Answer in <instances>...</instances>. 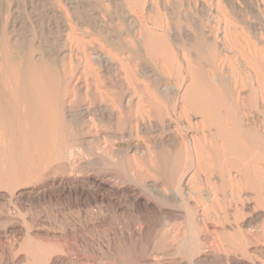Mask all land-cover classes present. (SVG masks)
Returning <instances> with one entry per match:
<instances>
[{
    "label": "rangeland",
    "instance_id": "1",
    "mask_svg": "<svg viewBox=\"0 0 264 264\" xmlns=\"http://www.w3.org/2000/svg\"><path fill=\"white\" fill-rule=\"evenodd\" d=\"M190 1L0 0V93L11 91L4 67L8 55L22 67L31 61L40 67L43 63L44 73L49 72L58 82L52 84L55 89L46 98L44 116L64 131L72 153L71 159L52 161L46 167L49 154L44 153V168L30 177L29 165L41 166L39 155L22 165L7 154L0 135V264H60L74 257L86 264H213L197 261L211 248L221 254V264H232L231 255L238 257L240 264H264V217L256 219L258 210H244L240 204L237 208L229 200L209 201L198 194L199 189L213 195L215 180L201 167L213 163L210 149L217 134L203 126L200 115L188 113L183 101L191 83L183 69L199 62L228 86L229 105L234 100L243 105V123L264 131V89L258 86L264 81L260 76L264 74V50L259 49V45L264 48V37L253 38L254 26L260 21L247 13L253 0ZM236 29L243 33L242 39L225 38ZM156 35L167 38L170 56L176 62L174 72L166 68L162 56L155 59L147 51L148 40ZM203 46L206 51L202 52ZM93 52L102 54L103 61H94ZM169 85L177 87L175 96L157 94L158 88ZM156 102L166 107L163 114L155 109ZM234 157L225 156L221 162L226 164ZM93 176L105 183L98 192L92 187L97 184ZM180 180L190 188L187 195ZM110 185L132 195L131 199L133 194L140 195L133 210H99L100 202L111 201ZM44 189L55 193H46L55 197L54 204H46ZM171 190L180 196H172ZM90 216L93 219L87 221ZM245 222L253 226L248 228ZM138 223L144 225L140 234L134 232Z\"/></svg>",
    "mask_w": 264,
    "mask_h": 264
},
{
    "label": "bare ground",
    "instance_id": "2",
    "mask_svg": "<svg viewBox=\"0 0 264 264\" xmlns=\"http://www.w3.org/2000/svg\"><path fill=\"white\" fill-rule=\"evenodd\" d=\"M190 1V0H189ZM213 1V0H212ZM252 1V0H251ZM259 0L255 1L253 0V5H251L250 10L246 9L249 14H252L253 17L260 22L258 25L254 26L255 31H253V38H256L257 40H261L262 37H264V4L258 3ZM264 1V0H260ZM191 2V1H190ZM200 2V1H199ZM256 2V4H254ZM219 3V2H218ZM217 3V4H218ZM245 3V2H244ZM191 4V3H190ZM239 4H243L242 2ZM249 4V2H248ZM200 5V4H199ZM220 5V4H219ZM246 6V5H245ZM219 7V6H218ZM221 7V6H220ZM216 8V7H215ZM242 8V7H241ZM222 9V8H221ZM219 9V10H221ZM239 10V9H238ZM243 11V10H242ZM240 12V11H239ZM246 12V11H245ZM243 13V12H242ZM220 14V13H219ZM224 14V13H223ZM216 15V14H215ZM212 16V15H211ZM226 17V16H224ZM245 17V16H244ZM218 18V15H217ZM229 19V18H228ZM252 19V18H251ZM243 22V19H240ZM249 21V20H248ZM161 22V21H160ZM255 24V22H254ZM251 27V26H250ZM218 31V30H217ZM220 31V30H219ZM235 31V30H234ZM225 32V31H223ZM169 33V32H168ZM220 33V32H219ZM170 34V33H169ZM168 34V35H169ZM164 35V34H163ZM202 33L200 34L201 37ZM165 36V35H164ZM164 36H152L147 42V51H150V54L155 59H159L160 56H162L163 63L166 66V68L170 69V71H173L176 68V62L174 59L170 56V48L169 45L165 39ZM167 36V35H166ZM171 36V35H170ZM205 36L203 41H205ZM234 36L236 39H242L243 33L236 29L234 33H227L225 38H231ZM198 37V36H197ZM203 37V36H202ZM209 37V36H208ZM218 37V33H217ZM216 37V39H217ZM152 38V39H151ZM224 37L222 36L221 39ZM196 39V38H195ZM199 39V37H198ZM201 39V38H200ZM233 39V37H232ZM208 40V38H207ZM254 40V39H253ZM170 41V40H169ZM198 41V40H197ZM214 41H216L214 39ZM221 41V40H220ZM224 41V40H222ZM232 41V40H231ZM199 42V41H198ZM225 42V41H224ZM263 42V41H262ZM203 43V42H202ZM213 43V42H212ZM219 43V42H218ZM207 44V41H206ZM224 44V43H223ZM254 45L255 42L253 43ZM258 45V43H257ZM263 45V44H262ZM202 46V44H201ZM205 46V45H204ZM200 47V50L206 51L205 47ZM208 46V45H207ZM211 46V45H210ZM216 46V44H215ZM244 46V45H243ZM181 47V45H180ZM190 47H195L194 45H190ZM224 47V46H223ZM259 49L263 46L259 45ZM207 48V47H206ZM252 48V47H251ZM254 48H256L254 46ZM213 49H215L213 47ZM253 49V48H252ZM7 50V49H6ZM4 50V52L6 51ZM183 51V50H182ZM212 51V50H211ZM221 51V50H220ZM257 51V50H256ZM255 51V52H256ZM259 51V50H258ZM262 51V50H260ZM259 51V53H260ZM97 52V51H96ZM214 52V51H213ZM252 52V51H251ZM263 52V51H262ZM94 53V52H93ZM205 53V52H204ZM210 54V51L208 52ZM258 53V55H259ZM94 57V61L98 60L100 61L104 56L102 54H96ZM5 55V54H4ZM8 55V54H7ZM199 55V54H198ZM255 54L253 53V56ZM262 55V54H261ZM94 56V55H93ZM181 57V56H180ZM263 57V55H262ZM5 58V56H4ZM204 58V57H203ZM87 59V58H86ZM210 61L212 60L211 57L209 58ZM215 59V58H214ZM218 59V58H217ZM252 59V58H250ZM5 60V59H4ZM3 60V61H4ZM92 60V59H91ZM208 60V59H207ZM216 60V59H215ZM248 60V59H247ZM263 60V59H262ZM19 61V60H18ZM18 61L10 59V56H7V59L4 62L5 71L8 74V78L11 83V91L8 94H2L0 93V135L3 138V143L5 145L4 148L7 149V154L11 157L15 158L18 162H20L22 165L27 166L30 164V160L34 159L35 155H39V159L41 162V166L37 168H32L30 165L28 167L29 175L30 177H33L37 173L41 171V169L44 168V153L49 154L46 156V162L45 167L47 164L51 163L52 161H58V160H64V159H71L72 153L69 150V138L65 137L64 131L59 130L58 127H56V122H52V118L44 116V103H47V99L51 95V90L54 88L52 85L55 82V79L53 77H50L49 72L44 73L43 63L42 67H40L38 62L31 61L28 63L26 67H22V64H20ZM93 61V60H92ZM97 61V62H98ZM103 61V60H101ZM100 61V62H101ZM209 61V60H208ZM214 61V60H213ZM212 61V62H213ZM258 61V60H257ZM260 61V60H259ZM21 62V61H20ZM204 62V61H203ZM22 63V62H21ZM25 63V61L23 62ZM99 63V62H98ZM217 63V62H216ZM251 63V62H250ZM249 63V64H250ZM261 63V62H258ZM100 64V63H99ZM252 64V63H251ZM250 64V65H251ZM25 65V64H24ZM186 66V65H185ZM214 66V63L213 65ZM253 67H255L253 65ZM2 68V65L0 66ZM260 68V66H259ZM264 68V67H262ZM211 69V68H210ZM213 69V68H212ZM211 69V70H212ZM214 69H216L214 67ZM252 69V68H251ZM257 69V68H256ZM184 76L190 77V85L188 88H186V94L183 96V101L185 105V110L188 111V113H191L193 115H200L203 121V126L208 129H214L218 136H221L223 140L220 142L217 139V135L214 137L213 144L211 146L210 155L212 157L213 163L208 165V163H205L208 166H202L201 171L208 176L209 178H213L215 187L212 188L213 195H208V192H204L203 190H197L198 194L201 193L203 196L206 197L207 200L212 201L211 199L221 200V201H231L234 202L235 207L241 205V207L245 210H258L259 213H257L256 219H260L264 217V211L261 209L264 208V131L254 128L251 126L252 122L249 124L243 123L242 118V111H240L241 105L237 101H233L231 105L227 103L226 95L230 92V89L228 86H224V81L220 78L213 77L212 73L209 74L202 65L199 62L194 63L193 65L190 64L186 66L184 69ZM182 70V71H183ZM261 70V69H259ZM4 71V70H3ZM263 72V70H261ZM174 72V71H173ZM217 72V71H216ZM215 72V73H216ZM221 72V70H220ZM55 73V72H53ZM219 73V72H218ZM253 74V73H252ZM256 74V73H255ZM260 73V76L263 78L264 74ZM215 75V74H214ZM5 76V75H4ZM57 76V75H56ZM248 75H246V78ZM260 77V79H261ZM227 78V77H226ZM251 78V77H250ZM235 79V78H234ZM4 80V78H3ZM1 80V81H3ZM231 80V79H230ZM233 80V79H232ZM237 80V79H236ZM244 80V79H243ZM264 80V78L262 79ZM45 81V83H44ZM254 81V80H253ZM259 81V80H258ZM231 82V81H228ZM245 82V80H244ZM58 82H55V84ZM261 83V84H260ZM259 85H262V90L264 89V81H261ZM225 84V83H224ZM252 84V82H251ZM243 85V84H242ZM255 85V84H253ZM9 86V85H8ZM59 86V85H58ZM166 86V85H165ZM220 86L225 88L223 91H221ZM241 84H238V87H240ZM251 86V85H250ZM1 87V86H0ZM3 87V86H2ZM161 87V86H160ZM256 87V85H255ZM177 88V87H176ZM173 86H167L166 88H158L157 94L160 96L165 95H173L175 96L177 93V89ZM243 88V87H242ZM258 88V87H257ZM260 88V87H259ZM5 89V88H4ZM55 89V88H54ZM119 89V88H118ZM247 89V88H246ZM254 90V87L252 88ZM251 89V90H252ZM58 90V89H57ZM249 90V89H248ZM250 90V91H251ZM258 90V89H257ZM91 91V90H90ZM241 91V90H240ZM6 92V91H5ZM61 92V91H60ZM228 92V93H227ZM235 92V91H234ZM239 92V90H238ZM242 92V91H241ZM261 92V90H260ZM167 93V94H166ZM231 93V92H230ZM252 93V92H250ZM122 94V93H121ZM152 94V93H151ZM155 94V93H154ZM236 94V93H235ZM243 94V93H242ZM259 94V92H258ZM257 94V95H258ZM125 95V94H124ZM244 95V94H243ZM253 95V94H252ZM260 97H263L262 94H260ZM123 96V95H122ZM121 96V97H122ZM126 96V95H125ZM124 96V97H125ZM129 96V95H128ZM245 96V95H244ZM247 96V95H246ZM156 97V96H155ZM243 96H241L242 98ZM255 97V96H253ZM259 97V98H260ZM147 98V97H146ZM157 98V97H156ZM229 98V97H228ZM233 98V96H232ZM238 98V97H237ZM250 98V96H249ZM248 98V99H249ZM252 98V97H251ZM257 98V97H255ZM125 99V101L128 99ZM154 99V97H153ZM158 99V98H157ZM164 99V98H163ZM247 99V100H248ZM122 100V99H121ZM130 100V99H129ZM151 100V99H150ZM162 98L160 99V101ZM170 100V99H169ZM250 100V99H249ZM248 100V101H249ZM256 100V99H255ZM124 101V100H123ZM122 101V103H123ZM158 101V100H157ZM174 101V100H172ZM230 101V100H229ZM240 101V100H239ZM260 101V100H259ZM166 102V101H165ZM258 102V101H257ZM153 103V102H152ZM151 103V104H152ZM168 103V102H167ZM256 103V102H255ZM127 104V103H125ZM129 104V102H128ZM132 104V103H131ZM149 104V101H148ZM161 103H154V107L159 112V114H163L166 107L161 105ZM248 104V103H245ZM124 105V103H123ZM138 105V104H137ZM166 105V104H165ZM253 105V104H252ZM255 105V104H254ZM21 106L24 107V111H22ZM63 106V105H62ZM125 106V105H124ZM243 106V105H242ZM245 106V105H244ZM121 109V107H119ZM150 108V107H149ZM68 109V108H67ZM137 109V108H136ZM153 109V108H152ZM63 110V109H62ZM168 110V109H167ZM171 110V109H170ZM184 110V111H185ZM84 111V110H83ZM152 111V110H151ZM154 111V109H153ZM169 111V110H168ZM184 111L180 112L181 114H184ZM155 112V111H154ZM167 112V111H166ZM261 112V111H260ZM51 113V111H50ZM66 113V112H65ZM179 113V114H180ZM146 114V113H145ZM173 114L174 113L173 111ZM172 114V115H173ZM253 114V113H251ZM167 115V114H166ZM171 115V116H172ZM186 115V114H185ZM67 116V115H66ZM176 117V115H174ZM53 117V115H52ZM165 117V116H164ZM168 117V116H167ZM173 117V116H172ZM174 117V118H175ZM142 118V117H141ZM197 118V117H196ZM257 118V117H256ZM54 119V118H53ZM258 119V118H257ZM261 119V118H260ZM169 120H171L169 118ZM251 120V119H250ZM255 119H252V121ZM187 121V120H186ZM169 122V121H168ZM171 122V121H170ZM173 122V120H172ZM60 123V122H59ZM58 123V124H59ZM248 123V122H247ZM199 124V123H198ZM255 125V124H254ZM61 126V125H59ZM202 126V125H201ZM263 126V125H262ZM264 129V128H263ZM202 130V129H201ZM205 129H203L204 131ZM206 131V130H205ZM204 131V132H205ZM213 132V130H211ZM210 131V132H211ZM203 132V133H204ZM213 136V135H212ZM211 136V137H212ZM72 139V138H70ZM175 140V139H174ZM72 141V140H71ZM173 141V140H172ZM170 142V141H169ZM177 143V140H176ZM210 144V143H209ZM208 144V145H209ZM173 145V144H172ZM175 146V145H174ZM202 146V145H201ZM200 146V148H201ZM173 147V146H172ZM73 148V147H72ZM204 148V147H203ZM197 150V148H196ZM203 151H207V149H203ZM202 152V151H201ZM1 153V152H0ZM206 154L208 152H205ZM1 155V154H0ZM228 155H235L234 158L230 159L226 164L222 163L221 160L223 157ZM74 156V154H73ZM179 156V155H178ZM198 156V155H197ZM200 156V155H199ZM202 156V154H201ZM205 155L202 157L204 158ZM209 158L206 157V160ZM224 159V158H223ZM198 160V159H197ZM200 160V159H199ZM203 160V159H202ZM201 160V161H202ZM83 161V160H82ZM197 162V161H196ZM4 163V162H3ZM67 163V162H66ZM71 163V162H70ZM202 164V163H201ZM77 165V164H76ZM80 165V164H79ZM197 166V165H196ZM69 167V166H68ZM156 167V166H155ZM72 168H75L72 166ZM77 168V167H76ZM81 168V167H80ZM197 168V167H196ZM8 169V167H7ZM158 169V168H157ZM18 170L22 171L21 168ZM89 170V169H88ZM196 170V169H195ZM19 171V172H20ZM80 171V170H79ZM144 173V172H143ZM199 173V171H198ZM1 174V173H0ZM72 174V173H71ZM135 174V173H134ZM188 175V174H187ZM193 177V176H188ZM137 178V177H136ZM183 179V178H182ZM207 179V178H206ZM69 180V179H68ZM193 180V178H192ZM196 180V179H194ZM61 181V180H60ZM97 182V184L92 187L96 189V191L105 185V183L98 179L97 177L93 176V182ZM181 181V180H180ZM179 182L180 185L185 186V189L187 188V182L185 183V179L182 182ZM210 182V181H209ZM65 183V181H64ZM193 183H196L193 181ZM204 183V182H203ZM55 184V183H54ZM73 184V183H72ZM93 184V183H92ZM141 184V183H140ZM157 184V183H155ZM178 184V183H177ZM178 184V185H179ZM198 184V182H197ZM74 185V184H73ZM72 185V186H73ZM84 185V184H83ZM130 185V184H129ZM146 185V184H145ZM144 185V186H145ZM201 185V184H200ZM2 186V185H1ZM61 186V185H60ZM65 186V185H64ZM68 186V185H67ZM71 186V185H70ZM81 186V184H80ZM89 186V185H88ZM131 186V185H130ZM134 186V185H133ZM161 186V185H160ZM159 186V187H160ZM53 187V185L51 186ZM66 187V186H65ZM85 187V186H84ZM109 193L111 195V201H106V205L103 204V202H100L102 204L99 207L100 211L109 212L110 210L113 211H130L133 210L134 205L136 201L139 199L140 195L136 194L134 195L132 199L130 196L132 195H124L121 193V190L116 185H110ZM147 187V186H146ZM166 187V186H165ZM54 188V187H53ZM52 188V189H53ZM62 188V187H61ZM80 188V187H79ZM83 188V187H82ZM105 188V187H104ZM163 188V187H162ZM179 188V187H178ZM46 189V188H45ZM44 189V200L46 204L49 206L54 204L53 197L50 194L49 196L46 194L52 193ZM65 188L63 187V190ZM77 189V188H76ZM74 189V190H76ZM89 188L88 190H90ZM125 189V188H124ZM176 189V188H175ZM188 189V188H187ZM190 189V188H189ZM185 190V194L187 195L190 190ZM24 190V189H23ZM26 190V189H25ZM30 190V189H29ZM28 190V191H29ZM62 190V191H63ZM94 191L93 189H91ZM90 190V191H91ZM101 190V189H100ZM108 190V189H107ZM132 192L135 191L132 187L130 188ZM34 191V189H33ZM43 191V190H42ZM97 191V192H98ZM31 192V191H30ZM61 192V191H60ZM138 192V191H137ZM163 192V190H162ZM166 192V191H165ZM192 193H195V190L191 191ZM38 193V192H37ZM70 193V192H69ZM94 193V192H93ZM101 193V192H100ZM126 193V190H125ZM128 193V191H127ZM155 193V192H154ZM207 193V195L205 194ZM26 194V193H25ZM30 194V193H27ZM35 194V192H34ZM107 194V192H106ZM129 194V193H128ZM159 194V193H158ZM168 194V193H167ZM170 194L174 197L180 196L178 192L175 190H171ZM39 195V194H38ZM60 195V194H59ZM163 195V194H162ZM200 195V196H201ZM41 196V195H40ZM106 196V195H105ZM169 196V195H168ZM171 196V198H172ZM183 196V195H182ZM39 197V196H38ZM43 197V196H42ZM104 197V196H102ZM109 197V196H108ZM28 198V197H27ZM31 198V197H30ZM61 198V197H59ZM141 198V197H140ZM147 198V197H146ZM202 198V197H201ZM40 199V198H39ZM107 199V198H106ZM174 199V198H172ZM183 199V198H182ZM196 199V198H195ZM5 200V199H4ZM56 200V199H55ZM54 200V201H55ZM58 200V199H57ZM110 200V199H109ZM181 200V199H179ZM33 201V200H32ZM150 200L148 199L147 202ZM184 201V200H183ZM197 201V200H196ZM201 201V200H200ZM44 202V203H45ZM57 202V201H56ZM108 202V203H106ZM139 202V201H138ZM205 202V200H204ZM59 203V202H58ZM61 203V202H60ZM203 203V202H202ZM62 204V203H61ZM87 204V203H86ZM150 204V203H149ZM204 204V203H203ZM223 204V203H222ZM57 205V204H56ZM137 205V204H136ZM200 205V204H199ZM207 205V203L205 204ZM213 205V204H212ZM96 206V205H95ZM138 206V205H137ZM222 206V205H221ZM231 206V204H230ZM48 207V206H47ZM64 207V206H62ZM67 207V206H66ZM188 207V206H187ZM208 207V206H207ZM52 208V206H51ZM137 208V207H136ZM186 208V207H185ZM223 208V207H222ZM228 208V207H227ZM238 208V207H237ZM48 209V208H47ZM50 209V208H49ZM65 209V208H63ZM83 209V208H82ZM91 209V208H90ZM189 209V208H188ZM202 209V208H201ZM231 209V208H229ZM62 210V209H61ZM136 211V209H134ZM191 210V209H190ZM241 210V209H240ZM52 211V209H51ZM58 211V210H57ZM60 211V210H59ZM65 211V210H64ZM79 211V210H78ZM187 211V210H186ZM208 211H210L208 209ZM232 211V210H231ZM243 211V210H242ZM61 212V211H60ZM87 212V211H86ZM171 212V211H170ZM125 213V212H122ZM209 214V213H208ZM231 214V213H230ZM256 214V212H255ZM254 214V216H255ZM90 215V214H89ZM88 215V216H89ZM96 215V214H95ZM104 217V213L102 214ZM72 216V215H71ZM74 216V215H73ZM87 216V217H88ZM134 216V215H133ZM252 216V215H251ZM69 217V216H68ZM136 217V216H135ZM63 218V215H62ZM65 218V217H64ZM83 218V217H82ZM92 217H89L90 221ZM101 218V217H100ZM99 218V219H100ZM196 218V217H195ZM236 218V217H235ZM252 218V217H250ZM78 219V218H77ZM76 219V220H77ZM93 219V218H92ZM188 219V218H187ZM208 219V218H207ZM253 219V218H252ZM104 220V219H101ZM139 220V219H138ZM226 220V219H225ZM61 221V220H59ZM144 221V220H143ZM229 221V220H228ZM49 222V221H48ZM47 222V223H48ZM78 222V221H77ZM102 222V221H101ZM138 222V221H136ZM220 222V221H219ZM252 222V221H251ZM251 222L246 223L245 225L250 228ZM64 223L67 226L66 220H64ZM76 223V222H75ZM74 223V224H75ZM92 223V222H91ZM103 223V222H102ZM125 223V222H124ZM130 223V222H129ZM142 223V222H141ZM138 223L135 228L134 232L137 234H140L144 230V225ZM236 223H238L236 221ZM242 223V222H240ZM62 224V223H61ZM71 224V222H70ZM79 224V222H78ZM76 223L75 225L78 226ZM86 224V223H85ZM93 224V223H92ZM99 224V223H97ZM105 224V223H104ZM146 224V223H145ZM205 224V223H204ZM63 225V224H62ZM81 226V224H79ZM95 225V224H94ZM187 226V225H186ZM225 226V225H224ZM227 226V225H226ZM244 226V225H243ZM91 227V226H90ZM240 227V226H239ZM69 228V227H68ZM87 228V227H86ZM124 228V227H123ZM170 228V227H169ZM185 228V227H184ZM191 228V227H190ZM223 228V227H222ZM247 228V229H248ZM253 228V227H252ZM72 229V228H71ZM78 229V228H77ZM133 229V228H132ZM219 229V228H218ZM69 230V229H68ZM83 230V229H82ZM224 230V229H223ZM229 230V229H228ZM250 230V229H249ZM253 230V229H252ZM255 230V228H254ZM74 231V230H73ZM81 230H79L80 232ZM132 231V230H131ZM195 231V230H194ZM209 231V230H208ZM257 231V230H256ZM77 232V231H76ZM76 232H70V233H76ZM77 232V234L79 233ZM83 232V231H82ZM162 232V231H161ZM187 232V231H186ZM46 233V232H45ZM217 233V232H216ZM241 233V232H240ZM49 234V233H47ZM68 234V233H67ZM248 234V233H247ZM250 234V231H249ZM248 234V235H249ZM252 234V233H251ZM71 235V234H69ZM236 235V234H235ZM253 235V234H252ZM50 236V235H49ZM48 236V237H49ZM54 236V235H53ZM251 236V235H250ZM60 237V236H57ZM56 237V238H57ZM46 238V237H45ZM55 238V239H56ZM212 238V237H211ZM257 238V237H256ZM264 238V237H263ZM49 239V238H48ZM60 239V238H59ZM62 239V238H61ZM64 239V238H63ZM207 239V238H206ZM65 240V239H64ZM237 240V239H236ZM1 241V240H0ZM69 241V239H68ZM71 241V240H70ZM75 241V240H74ZM63 243L65 241H62ZM217 242V241H215ZM232 242V241H230ZM251 242V241H250ZM264 242V241H263ZM7 243V242H6ZM66 243V242H65ZM193 243V242H192ZM51 244V243H46ZM75 244V243H74ZM190 244V243H189ZM232 246L233 242L231 243ZM245 244V243H244ZM66 244L65 246H67ZM70 245V243H69ZM219 245V244H218ZM256 245V244H255ZM71 246V245H70ZM53 247V246H51ZM211 246H209L210 248ZM13 248V247H12ZM68 248V246H67ZM208 248V249H209ZM71 249V248H69ZM242 249V248H241ZM66 250V249H65ZM68 251V249H67ZM71 251V250H70ZM243 251V250H242ZM264 251V249H263ZM76 255L77 253L74 252ZM221 254L216 253V251L211 248L209 250L208 254H204L200 256L197 260L198 262H210L213 264H221L220 256ZM231 255V254H230ZM239 255V254H238ZM254 255V254H253ZM10 256V255H9ZM78 256V255H77ZM11 257V256H10ZM63 257V256H62ZM67 257V256H66ZM231 257L232 264H240V260L235 258L234 255ZM7 258V257H6ZM58 258V257H57ZM64 258V257H63ZM68 258V257H67ZM72 258V257H71ZM78 258V257H77ZM80 259V258H79ZM229 259V258H228ZM241 259V258H240ZM69 260V258H68ZM172 260V259H171ZM82 261V260H81ZM80 260L72 258L71 261H65L63 259L62 262H59L60 264H82L86 262H81ZM87 261V260H86ZM250 261V260H249ZM8 262V261H7ZM12 262V261H11ZM174 262V261H173ZM55 263V261H54ZM53 263V264H54ZM155 263V262H154ZM12 264V263H11ZM28 264V262H27ZM52 264V263H51ZM158 264V263H157ZM242 264V263H241ZM245 264V263H244Z\"/></svg>",
    "mask_w": 264,
    "mask_h": 264
}]
</instances>
